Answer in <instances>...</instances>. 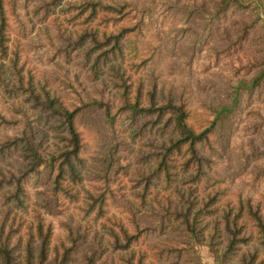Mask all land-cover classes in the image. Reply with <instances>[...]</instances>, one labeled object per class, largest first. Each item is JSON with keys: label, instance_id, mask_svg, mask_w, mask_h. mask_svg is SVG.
<instances>
[{"label": "rangeland", "instance_id": "rangeland-1", "mask_svg": "<svg viewBox=\"0 0 264 264\" xmlns=\"http://www.w3.org/2000/svg\"><path fill=\"white\" fill-rule=\"evenodd\" d=\"M242 1L0 0V244L14 264L264 263L249 214L264 220V0ZM49 100L76 113L75 180L4 149L25 134L44 156L68 151ZM136 103L189 114L201 172L186 145L168 153V117L132 120ZM237 216L247 243L225 258Z\"/></svg>", "mask_w": 264, "mask_h": 264}, {"label": "trees", "instance_id": "trees-1", "mask_svg": "<svg viewBox=\"0 0 264 264\" xmlns=\"http://www.w3.org/2000/svg\"><path fill=\"white\" fill-rule=\"evenodd\" d=\"M225 4L234 3V5L239 7H247L250 3H244L242 0H224ZM3 13V11H1ZM1 20L3 21V15L1 17ZM5 26V25H2ZM4 35L0 33V39L3 40ZM6 49H4L5 52ZM264 79V71L261 73L259 78L256 80L259 82L260 80ZM37 100V97H36ZM238 103V98L235 99L233 104L230 107H222L220 109L215 110L216 114V120H221L223 117L230 116L234 113L235 108ZM43 108L45 109H53V113L60 116L65 120L66 128L68 132V138L65 139V142L68 143L66 145L65 151L59 158L55 157H48L44 156L40 153V151L32 146V144L29 142V137H26L24 134V137L17 140H14L12 142H9L4 149H17L21 150L23 154L25 155V158L30 160L29 166H30V172H36L38 173L42 167L48 168L49 170H54V167L56 164H59V171L60 175L58 177L59 180L60 176H64L65 174H69L73 176V180L76 179V165L75 161H78L79 157V151L81 148V139L80 135L76 129L75 126V112H69L68 110L64 109L62 106H58L55 101L49 100L46 103L43 104ZM127 113L131 116L132 120L135 119L137 116L145 115V116H153L156 115V117L159 120H163L164 118L168 117V120L166 122V125H172L173 131L178 133L179 139L177 143L175 144L173 149H170L168 153L174 154L176 151L178 153H181L182 146L186 145L188 147V150L190 151L191 160H194L197 163L198 170L201 172L203 169L202 165V159L199 158L198 150H197V143H199L201 140L204 139L205 134L197 135L192 128H190L187 124V119L189 117V114L179 106L174 105H168L164 107L156 108L155 106L151 108H141L140 103H136L134 105H127L126 106ZM110 121L113 122L114 118L109 117ZM168 157L166 154L164 156V160ZM191 160L188 163H191ZM164 166V164L162 163ZM249 214L253 216V220L255 222V226L258 231V238L261 244L264 246V220L262 216L259 214V212H253V210L250 209ZM239 218H242L237 216V218L234 220V223L230 221V219L227 221V231L230 235V239L228 240V247L227 251L224 254V257H228L233 250L236 249V246L239 244H246L247 241L245 239H241L243 236L241 235L239 229L237 220ZM233 224L235 225L233 227ZM242 236V237H241ZM241 237V238H240ZM48 244V238L43 239L42 243V258L44 259L47 254L46 246ZM0 264H14V258H13V252L12 249L8 246V244H0ZM64 264V263H62ZM244 264H258V257L254 255L250 262L244 263ZM264 264V263H262Z\"/></svg>", "mask_w": 264, "mask_h": 264}]
</instances>
